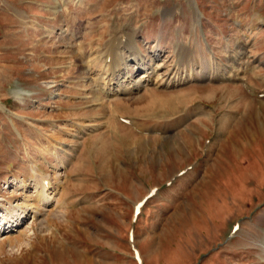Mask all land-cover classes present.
<instances>
[{
    "label": "rangeland",
    "instance_id": "obj_1",
    "mask_svg": "<svg viewBox=\"0 0 264 264\" xmlns=\"http://www.w3.org/2000/svg\"><path fill=\"white\" fill-rule=\"evenodd\" d=\"M1 214L0 264H264V0H0Z\"/></svg>",
    "mask_w": 264,
    "mask_h": 264
},
{
    "label": "bare ground",
    "instance_id": "obj_2",
    "mask_svg": "<svg viewBox=\"0 0 264 264\" xmlns=\"http://www.w3.org/2000/svg\"><path fill=\"white\" fill-rule=\"evenodd\" d=\"M132 46L133 45H129V47H132ZM129 56L132 57L130 60L132 62H134V64L136 65V68L139 69L140 71H143L144 72V77L145 78H148L147 81H150L149 74L152 73V72H154V70L152 71V68L151 67H148V66L144 67L142 65V64H144V62L142 61L143 60V57L141 56V54L139 52L136 53V51H135V52H133ZM116 65L117 64H115L114 67H117ZM144 65H146V64H144ZM127 66H128V64H127ZM127 66H122L121 68L122 69H125ZM121 68H119V69H121ZM149 69H150V72H149ZM126 73H128V71H126ZM120 74H121L120 70H116L114 68L111 69L110 74L107 75L108 76V81H107L108 83H107V88L104 91L106 93V95H108V94L109 95H117L119 92H121V93H128V91H135V90H138L140 88L139 87L140 86V83H138V82L133 83V85H132V82L131 81L128 84H126V85L125 84H122V83H119V76H120ZM181 78H184V77H181ZM146 84H148V83H146ZM101 90H104V88L100 87V91ZM109 110L112 113H114V115L116 117H118V118H120L122 116L125 117V114L123 112L121 113L120 110H118V109H116L114 107H112V109L110 108ZM130 124L132 126L137 127L132 121H130ZM44 181H45V179H43L41 177H37L34 180V183H35L34 185H35V188H38L37 189V200H38V202L39 203H42V205L46 207L50 203V199H51V196L50 195H51V192H49L50 187H49L48 182L45 183ZM18 210L20 211V214H18V216H17L18 218L15 219L14 221H12V223L15 224L14 225L15 227L18 226V224L20 223L19 221H22V220H24L26 218V216H25L26 210L21 209V207ZM33 216H35V215L32 214V217ZM35 217H33L34 220L36 219L38 221V224L39 225H42V220H39L38 217H36V218ZM5 225H7V226L5 227ZM10 225H11V221L8 219V217L6 215L3 214L2 215V220H0V238H1V236H3L4 233L10 232V230L11 231L13 230V229H10ZM7 229H10V230L6 231Z\"/></svg>",
    "mask_w": 264,
    "mask_h": 264
}]
</instances>
